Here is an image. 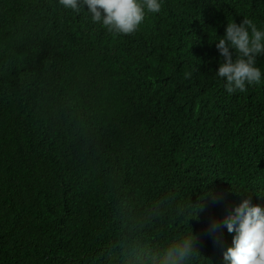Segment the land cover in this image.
<instances>
[{"label":"trees","instance_id":"trees-1","mask_svg":"<svg viewBox=\"0 0 264 264\" xmlns=\"http://www.w3.org/2000/svg\"><path fill=\"white\" fill-rule=\"evenodd\" d=\"M245 17L264 0H162L120 34L0 0V264H161L189 236L184 264H225L210 218L264 205V55L229 94L210 43Z\"/></svg>","mask_w":264,"mask_h":264},{"label":"clouds","instance_id":"clouds-1","mask_svg":"<svg viewBox=\"0 0 264 264\" xmlns=\"http://www.w3.org/2000/svg\"><path fill=\"white\" fill-rule=\"evenodd\" d=\"M65 9L86 11L91 21L98 23L112 33L130 34L140 25L146 12L158 13L162 0H58ZM86 6V7H84ZM214 42L218 50L215 76L222 78L227 93L243 92L246 85L259 83L261 69L256 58L264 55V25L250 18L239 22L229 21L223 34ZM2 48L0 47V54ZM190 71L184 73L185 77ZM2 98V97H1ZM3 99V98H2ZM232 233L231 243L223 252L225 264H264V205L252 203L250 196L243 195L239 201L221 216L209 220V231L216 236L222 230ZM193 237L184 238L167 249L161 264H184L191 253Z\"/></svg>","mask_w":264,"mask_h":264}]
</instances>
